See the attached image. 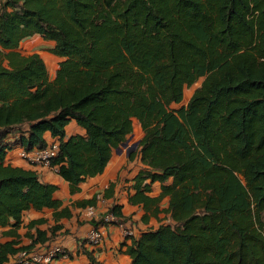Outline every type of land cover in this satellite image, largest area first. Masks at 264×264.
<instances>
[{
	"label": "trees",
	"instance_id": "obj_1",
	"mask_svg": "<svg viewBox=\"0 0 264 264\" xmlns=\"http://www.w3.org/2000/svg\"><path fill=\"white\" fill-rule=\"evenodd\" d=\"M33 36L61 59L52 81L38 54L17 51ZM0 49V228L12 238L0 243V264L55 243L58 225L20 245L28 210L71 217L55 185L5 164V138L20 130L30 152L48 133L58 142L51 167L74 194L103 173L134 120L143 134L129 160L138 156L141 169L128 203L142 208L143 224L160 214L172 224L137 227L128 264H264V0H0ZM200 78L186 107L169 110ZM71 121L83 135L65 138ZM106 211L136 225L118 205ZM84 238L89 264H104L80 247Z\"/></svg>",
	"mask_w": 264,
	"mask_h": 264
},
{
	"label": "crops",
	"instance_id": "obj_2",
	"mask_svg": "<svg viewBox=\"0 0 264 264\" xmlns=\"http://www.w3.org/2000/svg\"><path fill=\"white\" fill-rule=\"evenodd\" d=\"M75 134L83 135L84 131L74 121H71L65 129V138ZM18 136L19 133L17 131L8 135L4 140V144L10 148L6 153L5 164L33 170L38 174L42 182L55 185L57 189L53 194V198L61 202V208L67 207L71 212V217L61 218L58 221L53 219L52 214L54 211L52 209H30L25 212L21 218L20 228L17 230L21 246L31 243L32 239L29 236L34 235L36 229L47 231L48 237L50 236L49 228L53 225H58L59 228L54 233L55 236L52 241L59 242L58 244L66 247L72 255L67 259L58 258L53 264H89L87 257L81 252L77 242L87 235L92 226L89 220L84 218L83 212L85 208H72V204L90 200L95 195L97 196V201L93 207L97 215L105 212L111 205H118L121 207V213L124 217H130L136 222V228L138 227L142 231L151 228L152 220L154 219L151 218L148 224H143L140 221L143 215L142 208L128 203V196L133 193L131 189L133 182L131 180L141 169L139 162L137 164H135V161H133V164L129 163V154L114 150L103 173L93 178H87L78 186L79 192L71 194L69 185L53 169L30 167L20 158L19 153L22 148L17 143ZM45 139L47 142L55 140L48 133L45 135ZM110 184H113V186L109 187ZM159 193L160 184L157 182L153 183L150 196L156 197ZM166 203L167 200L164 199L161 207L164 208ZM40 219L45 220V222L32 229L27 228L30 222ZM7 230L8 228H0V243L12 239L3 237L2 233ZM130 243L129 240L122 236L117 226L104 225L102 242L98 246L84 247V250L92 252L93 256L104 264H128L130 260L125 254V250Z\"/></svg>",
	"mask_w": 264,
	"mask_h": 264
},
{
	"label": "built area",
	"instance_id": "obj_3",
	"mask_svg": "<svg viewBox=\"0 0 264 264\" xmlns=\"http://www.w3.org/2000/svg\"><path fill=\"white\" fill-rule=\"evenodd\" d=\"M57 152L58 142L51 140L47 142L46 147L42 150L30 152L22 150L19 155L30 167H41L56 171L55 168L51 167V161L57 155ZM83 213L84 218L88 220L97 217L94 207L85 208ZM115 222V217L105 211L102 216V224L90 228L80 247L98 246L104 238V225L117 226L122 236L126 239L136 235L137 229L135 224L129 222L116 224ZM68 257L69 250L66 247L53 243L44 247L36 245L32 249L22 250L11 257L8 264H53L58 258L67 259Z\"/></svg>",
	"mask_w": 264,
	"mask_h": 264
},
{
	"label": "rangeland",
	"instance_id": "obj_4",
	"mask_svg": "<svg viewBox=\"0 0 264 264\" xmlns=\"http://www.w3.org/2000/svg\"><path fill=\"white\" fill-rule=\"evenodd\" d=\"M53 46H54L53 43L47 42L39 36H33L31 38L24 39L20 43L17 51L19 53H21L22 55H26V56L31 55V54H38L42 58V60L44 61L45 65L47 67L49 80L52 81L54 78L55 72L57 70L58 63L61 61L60 58L56 57L52 53ZM202 82H203V78H200L193 85L185 87L184 92H183L182 101L179 104H171L168 107V109L171 111H176L180 108L186 107V105H187L189 99L191 98L192 94L194 93V91L196 89H198L201 86ZM17 131H18V133L20 132V130H17V129L14 130L13 132L16 133ZM142 134L143 133H142V130L140 128L139 123L136 120H134L133 121V132L131 135H129L126 138V140L124 141V142H127L126 146L123 147L120 151L129 154V156L131 154L138 153L139 148H138V146L134 147V144L139 142V140L142 137ZM133 161H135V164H137L139 162V157L138 156L134 157L133 160H131V161L129 160V163L133 164ZM125 166H127V165H125ZM103 214H104V212L99 213L96 218H93L91 220H94L98 224L101 225ZM163 224H172V223L169 220L168 216H166L164 214H160L159 220H155V219L152 220V226L150 229L157 228L159 225H163ZM136 229L138 230V228H136ZM58 243L55 242L54 244H58Z\"/></svg>",
	"mask_w": 264,
	"mask_h": 264
},
{
	"label": "water",
	"instance_id": "obj_5",
	"mask_svg": "<svg viewBox=\"0 0 264 264\" xmlns=\"http://www.w3.org/2000/svg\"><path fill=\"white\" fill-rule=\"evenodd\" d=\"M126 143H127V142H123V143H121V144L119 145V147L116 149V151H119V150H121L123 147H125V146H126ZM138 144H139V142H137L136 144H134V147H135V146H138Z\"/></svg>",
	"mask_w": 264,
	"mask_h": 264
}]
</instances>
